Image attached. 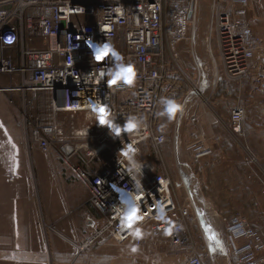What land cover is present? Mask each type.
Masks as SVG:
<instances>
[{"label": "built area", "instance_id": "obj_1", "mask_svg": "<svg viewBox=\"0 0 264 264\" xmlns=\"http://www.w3.org/2000/svg\"><path fill=\"white\" fill-rule=\"evenodd\" d=\"M250 2L210 0V33L215 35L222 72L215 65L216 80L220 76L240 85L251 80L257 52L264 61L263 41L247 18ZM117 7L123 8L122 17L116 14ZM198 10L199 0H0V76L7 77L11 91L20 95L22 145L28 155L34 149L57 161L86 191L88 205L102 222L98 228L93 219L86 220L87 231L93 233L75 244L77 256L91 255V248L105 233L119 244L138 249L149 239L165 238L184 256L173 264H204L209 255L208 248L199 250L193 243L191 226L197 220L193 201L181 202L171 177L159 171L154 160L141 159L145 146L163 159L169 121L157 115L161 97L184 104L183 113L174 119L177 122L185 112L190 93L183 98L177 49L194 33ZM7 36L14 42L6 43ZM88 40L93 45L111 44L123 63L133 64L135 86L109 89L107 75L96 83L99 73L115 69V62L111 55L96 62ZM90 102L107 104L121 125L129 115L141 116L147 128L138 136L113 137L98 124ZM62 115L68 120H61ZM245 120V108L237 103L230 110L234 134L242 135ZM186 123L189 161L197 165L213 149L197 115H187ZM128 143L138 150L134 159L142 165L139 172L129 173V162L119 153ZM134 204L144 217L135 225L141 229L140 239L120 228L121 215ZM158 215L165 220H158ZM168 227L171 235L165 234ZM225 242L234 264H264V236L239 215L226 220Z\"/></svg>", "mask_w": 264, "mask_h": 264}, {"label": "rangeland", "instance_id": "obj_2", "mask_svg": "<svg viewBox=\"0 0 264 264\" xmlns=\"http://www.w3.org/2000/svg\"><path fill=\"white\" fill-rule=\"evenodd\" d=\"M209 3L210 0H199L194 33L188 35L177 49V68L184 79L183 98L190 93L185 112L179 122L172 120L164 130L167 141L162 147L163 159H158L150 146L142 148L141 159L154 160L159 171L171 177L173 190L181 202L188 198L193 201L197 220L191 226V233L196 248H208L209 255L204 258V264H234L225 242L226 220L229 216L239 215L264 236V116L258 117V112L264 110V61L262 54L257 52L251 63L255 80L240 85L225 81L220 76L216 80L215 65L219 74L222 72L215 35L214 32L210 33ZM247 18L253 32L264 44V0H251ZM207 39L211 43L214 61L209 53ZM255 70L257 72L253 73ZM12 87L7 77L0 76V94L6 97L0 95V111L3 115L0 114L1 164L6 163L7 158L12 164L16 162L8 141L15 139L17 142L21 137L18 132L13 137L9 136V128L14 125V117L19 115L20 110V95L11 91ZM237 103L242 104L246 111L241 136L234 134L230 127V110ZM187 115L198 116L199 126L213 149L212 154L197 165H191L189 161ZM60 119L67 121L68 116L62 115ZM25 152L22 149L20 154L26 159ZM27 156L30 166L27 158L26 165L23 163L20 167L27 172L31 168L35 174L31 192L41 213L42 225L44 219L47 221L49 208H52L55 216L63 215L68 209L66 186L71 179L57 161L45 157L40 151L33 149ZM1 169L4 170L1 177L5 178V184L23 181V176L9 181L14 176L11 168L1 166ZM42 180L47 183L45 188ZM91 215L99 228L102 222L97 213L91 210ZM45 230L44 236L48 241L49 235L54 233L49 228ZM62 233L68 240L64 236L58 238L67 247L72 236L70 231ZM92 233L87 231L88 235ZM150 241L157 247L150 248L147 245L145 252L138 248L133 252V247L119 244L105 233L91 248V264H173L184 259L182 251L171 247L165 238ZM75 254L72 256L74 259L69 256L58 264H80V257L76 258ZM48 257V264H55L50 254Z\"/></svg>", "mask_w": 264, "mask_h": 264}, {"label": "crops", "instance_id": "obj_3", "mask_svg": "<svg viewBox=\"0 0 264 264\" xmlns=\"http://www.w3.org/2000/svg\"><path fill=\"white\" fill-rule=\"evenodd\" d=\"M255 72L257 70L253 73ZM251 80L255 79L251 76ZM0 95L3 96V94ZM4 98L6 99V97ZM0 114L2 115L1 111ZM262 116H264V110L258 112V117ZM14 118L16 120L13 122L14 125L9 128V136L13 137L18 132V134H21V137L17 142L15 139H9L10 145L8 144V146H12V154L15 155L16 162L12 164L10 163V159L7 158L6 163L1 164L0 160V264H48L49 254L51 260H54L55 264H58V262H63L69 256L72 257L76 253L75 244L79 240L88 237L85 229L86 220H91V217H93L91 215V210L93 209L87 203L88 196L86 191L71 179L66 186L68 191V209H66L63 215L55 216L52 213V208H49L47 221L44 219L41 225V213L33 200V192H31L35 174L33 175L31 168L27 172L25 168L20 167L23 163L26 165L27 158L28 165L31 163L26 152V159L20 154L22 149H24L22 145V131L18 127L20 116L17 115ZM51 164L53 165L52 162ZM1 166L11 168L14 176L9 181L17 180V178L21 179L22 176L23 181L17 182V180L14 183L5 184V178L1 177L4 173ZM42 176L41 179H43ZM41 182L45 188L47 186L46 181L42 180ZM46 228H49L54 233L49 235L48 241L46 236H44V234L46 235ZM64 231H70L72 236L71 240L68 241L69 246L67 247L62 245L61 240L58 238L59 236H64L62 233ZM65 239L68 240L67 237ZM150 240L147 241L146 246L149 245L150 248H156L157 245ZM144 248L136 249L145 252ZM75 256L76 258L80 257L81 261H78V263L91 264V255L77 256L76 253Z\"/></svg>", "mask_w": 264, "mask_h": 264}, {"label": "clouds", "instance_id": "obj_4", "mask_svg": "<svg viewBox=\"0 0 264 264\" xmlns=\"http://www.w3.org/2000/svg\"><path fill=\"white\" fill-rule=\"evenodd\" d=\"M115 12L118 16L122 17L124 10L121 7H117ZM6 43H13L14 39L10 36L4 38ZM88 48L93 50V59L96 62L104 60L106 57L111 55L113 61L115 62V69L107 73H99L96 83H99L101 79L107 75L110 77L107 80V87L109 89L121 87H134L137 81V71L133 64L123 63V56L109 43H104L101 45H93L91 40L86 41ZM185 101L184 103H186ZM159 104L161 105V111L157 113L160 117H166L167 121L171 122L174 120L178 114H182L184 110V104L177 99L170 97H161ZM92 113L95 114L98 124L100 126H106L109 129L110 134L113 137H121L123 134H128L132 136H138L142 129L147 128V123L143 117L137 115H129L123 125L116 122V118L113 116L109 106L107 104L99 102H90L88 105ZM163 127V126H162ZM137 149L134 147V143L126 144L121 150L120 155L128 160L129 166L128 171L132 173L133 170L137 172L142 170V165H140L135 159ZM122 163V161H118ZM139 199V197H135ZM163 212V209H160ZM158 220H165L163 215H158L156 217ZM144 217L140 215V209L138 204H134L132 207L128 208L123 212L120 219L121 230H130L129 235L134 239L142 238V232L139 227H135L139 221H142ZM166 235L172 234V228L168 227L165 229ZM133 252L136 248L132 249Z\"/></svg>", "mask_w": 264, "mask_h": 264}, {"label": "water", "instance_id": "obj_5", "mask_svg": "<svg viewBox=\"0 0 264 264\" xmlns=\"http://www.w3.org/2000/svg\"><path fill=\"white\" fill-rule=\"evenodd\" d=\"M191 14L188 16V18H190Z\"/></svg>", "mask_w": 264, "mask_h": 264}, {"label": "snow or ice", "instance_id": "obj_6", "mask_svg": "<svg viewBox=\"0 0 264 264\" xmlns=\"http://www.w3.org/2000/svg\"><path fill=\"white\" fill-rule=\"evenodd\" d=\"M100 62H103V60H101Z\"/></svg>", "mask_w": 264, "mask_h": 264}, {"label": "trees", "instance_id": "obj_7", "mask_svg": "<svg viewBox=\"0 0 264 264\" xmlns=\"http://www.w3.org/2000/svg\"><path fill=\"white\" fill-rule=\"evenodd\" d=\"M231 216L228 217V219L230 218Z\"/></svg>", "mask_w": 264, "mask_h": 264}]
</instances>
